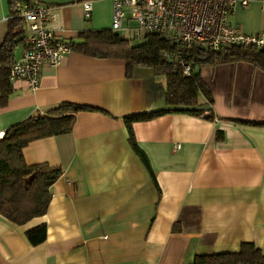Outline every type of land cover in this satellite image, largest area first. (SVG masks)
Returning <instances> with one entry per match:
<instances>
[{
    "label": "crops",
    "instance_id": "crops-1",
    "mask_svg": "<svg viewBox=\"0 0 264 264\" xmlns=\"http://www.w3.org/2000/svg\"><path fill=\"white\" fill-rule=\"evenodd\" d=\"M32 1L57 7L56 38L67 44L111 28L110 1H93L89 19L84 0ZM8 18V2L0 0V43ZM229 24L264 36V0L237 8ZM17 49L15 61L23 46ZM200 75L213 99H201V110L211 118L170 113L131 125L150 169L123 118L183 109L167 106L164 76L135 68L128 78L123 60L71 51L58 67L43 68L37 89L10 84L0 133L65 103L98 111L77 113L69 134L23 149L27 165L46 164L61 175L44 216L19 226L0 215V264H192L245 243L264 255V71L234 62ZM40 225L46 238L33 246L26 233Z\"/></svg>",
    "mask_w": 264,
    "mask_h": 264
},
{
    "label": "trees",
    "instance_id": "trees-1",
    "mask_svg": "<svg viewBox=\"0 0 264 264\" xmlns=\"http://www.w3.org/2000/svg\"><path fill=\"white\" fill-rule=\"evenodd\" d=\"M30 0H7L9 8L8 30L0 43V104L5 105L12 93L9 74L15 61V51L24 45L22 19L16 17L15 4ZM79 43H69L71 50L95 59L123 60L126 75L131 77L135 68L153 70L156 76L166 79V104L182 110H164L153 114H138L123 118L128 129L129 142L143 164L150 169L145 154L136 145L131 130L134 122L148 121L155 117L180 113L211 118L201 110L204 99L213 104L211 92L202 80L204 67L244 62L264 71V46H233L220 52L210 49L192 50L186 57L191 73L185 76L182 68L169 57L179 56V47L158 35L148 36L140 43L111 32L85 31L79 34ZM98 111L96 109L65 103L46 115L31 117L10 128L0 139V215L15 225H25L34 218L46 214L50 200V188L59 178V169L46 164L27 165L23 149L31 142L72 131L76 114ZM28 241L37 246L45 241L46 226L40 225L26 233ZM192 264H264V255L252 243L240 246L236 253L197 256Z\"/></svg>",
    "mask_w": 264,
    "mask_h": 264
},
{
    "label": "built area",
    "instance_id": "built-area-1",
    "mask_svg": "<svg viewBox=\"0 0 264 264\" xmlns=\"http://www.w3.org/2000/svg\"><path fill=\"white\" fill-rule=\"evenodd\" d=\"M93 1L112 3L111 32L133 43L158 35L179 47V56L168 59L180 65L185 76L191 73L186 57L192 50L220 52L233 46H264L263 35L247 36L229 24L234 11L248 7L253 0H84L86 19L91 16ZM15 12L24 23V45L11 67L9 83L23 80L35 90L43 68L58 67L72 50L56 38L62 29L57 7L30 0L17 2ZM3 137L0 133V139Z\"/></svg>",
    "mask_w": 264,
    "mask_h": 264
},
{
    "label": "rangeland",
    "instance_id": "rangeland-1",
    "mask_svg": "<svg viewBox=\"0 0 264 264\" xmlns=\"http://www.w3.org/2000/svg\"><path fill=\"white\" fill-rule=\"evenodd\" d=\"M19 49H17V51H18Z\"/></svg>",
    "mask_w": 264,
    "mask_h": 264
}]
</instances>
